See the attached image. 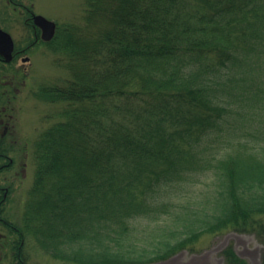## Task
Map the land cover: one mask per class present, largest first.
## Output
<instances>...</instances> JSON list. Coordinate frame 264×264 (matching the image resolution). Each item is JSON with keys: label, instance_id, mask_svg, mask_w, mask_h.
Returning a JSON list of instances; mask_svg holds the SVG:
<instances>
[{"label": "trees", "instance_id": "1", "mask_svg": "<svg viewBox=\"0 0 264 264\" xmlns=\"http://www.w3.org/2000/svg\"><path fill=\"white\" fill-rule=\"evenodd\" d=\"M84 5L46 43L69 77L39 90L64 106L33 144L24 234L66 264H155L225 231L264 246V0Z\"/></svg>", "mask_w": 264, "mask_h": 264}, {"label": "rangeland", "instance_id": "2", "mask_svg": "<svg viewBox=\"0 0 264 264\" xmlns=\"http://www.w3.org/2000/svg\"><path fill=\"white\" fill-rule=\"evenodd\" d=\"M86 0H0V29L10 34L15 43V51L19 52L12 63L0 65V87L12 92L16 89L20 96L11 105L15 121L12 122L9 147L13 148L10 159L17 167L6 173L10 181H0V187L10 189L9 203L4 212L19 225L29 190L34 176L32 154L33 144L37 137L57 120V114L63 108L62 103H51L39 93L41 87L63 85L69 73L59 65L63 54L51 45L36 44L26 52L27 45L33 42L32 29L26 25L27 11L41 15L53 21L57 28L67 23H81ZM21 51V52H20ZM28 58V62H24ZM23 76L21 77V75ZM21 74V75H20ZM26 164V165H25ZM25 165L26 176L21 172ZM19 174H16V172ZM3 178H1L2 180ZM5 180V178H4ZM211 180L201 177L194 194L198 195L193 203L197 204L207 191H212ZM27 257L30 264H66L51 258L41 250L35 241L27 237ZM231 246L235 254L246 264H264L262 261L264 246L253 234L225 231L220 235H205L197 249L190 254L181 252L173 258L155 264H226L221 252Z\"/></svg>", "mask_w": 264, "mask_h": 264}, {"label": "flooded vegetation", "instance_id": "3", "mask_svg": "<svg viewBox=\"0 0 264 264\" xmlns=\"http://www.w3.org/2000/svg\"><path fill=\"white\" fill-rule=\"evenodd\" d=\"M28 14L26 25L32 29L33 42L27 45L25 49L21 50L22 52L28 51L36 44H46L41 39V30L33 24V13L27 11V15ZM18 53L19 52L15 51L14 44V57L17 56L16 54ZM1 64L6 63L0 56V65ZM23 74L24 73H22V75L20 74L21 77ZM18 90L16 89L15 91L9 92L3 87H0V181H4V183L10 181L5 174L17 169L15 162L9 158V154L14 150L9 147V143L7 142L8 140H16V138L11 137L12 135L10 133L12 122L16 120L12 113L11 105L16 103V100L20 96ZM25 165L21 167V172L24 177L26 176ZM16 174H19V172L17 171ZM1 178L3 179L1 180ZM9 196L10 189L0 187V264H30L29 258L26 255L28 250V238L21 229V221L19 220L18 225L15 221L11 220V217H5L4 215L10 200Z\"/></svg>", "mask_w": 264, "mask_h": 264}, {"label": "water", "instance_id": "4", "mask_svg": "<svg viewBox=\"0 0 264 264\" xmlns=\"http://www.w3.org/2000/svg\"><path fill=\"white\" fill-rule=\"evenodd\" d=\"M33 24L41 30V39L44 42H49L53 39L56 30V25L54 22L44 18L41 15H34ZM13 50L14 43L10 34L0 29V56L6 63H10L12 61Z\"/></svg>", "mask_w": 264, "mask_h": 264}]
</instances>
